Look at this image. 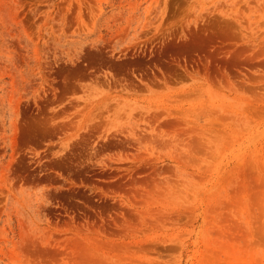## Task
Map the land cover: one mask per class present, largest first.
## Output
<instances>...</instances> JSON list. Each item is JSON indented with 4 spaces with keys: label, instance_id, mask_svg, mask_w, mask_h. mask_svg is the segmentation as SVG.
Here are the masks:
<instances>
[{
    "label": "rangeland",
    "instance_id": "obj_1",
    "mask_svg": "<svg viewBox=\"0 0 264 264\" xmlns=\"http://www.w3.org/2000/svg\"><path fill=\"white\" fill-rule=\"evenodd\" d=\"M0 264H264V0H0Z\"/></svg>",
    "mask_w": 264,
    "mask_h": 264
}]
</instances>
